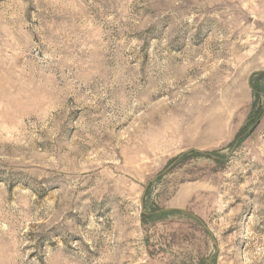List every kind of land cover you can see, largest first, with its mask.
Masks as SVG:
<instances>
[{
    "label": "rangeland",
    "instance_id": "rangeland-1",
    "mask_svg": "<svg viewBox=\"0 0 264 264\" xmlns=\"http://www.w3.org/2000/svg\"><path fill=\"white\" fill-rule=\"evenodd\" d=\"M0 264H264V0H0Z\"/></svg>",
    "mask_w": 264,
    "mask_h": 264
},
{
    "label": "trees",
    "instance_id": "trees-1",
    "mask_svg": "<svg viewBox=\"0 0 264 264\" xmlns=\"http://www.w3.org/2000/svg\"><path fill=\"white\" fill-rule=\"evenodd\" d=\"M255 112H256V107H255V104H254V106H253V111H252V116L251 117H254L255 116ZM261 111H259V113H260ZM251 117H250V119H251ZM249 124L250 123H247V125L242 129V131L240 132V134H239V136L245 131V129L247 128V127H249Z\"/></svg>",
    "mask_w": 264,
    "mask_h": 264
}]
</instances>
